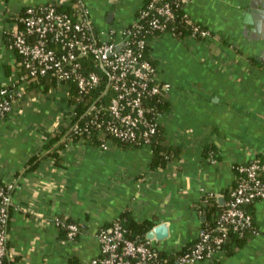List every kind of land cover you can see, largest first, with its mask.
Wrapping results in <instances>:
<instances>
[{
  "label": "crops",
  "instance_id": "crops-1",
  "mask_svg": "<svg viewBox=\"0 0 264 264\" xmlns=\"http://www.w3.org/2000/svg\"><path fill=\"white\" fill-rule=\"evenodd\" d=\"M96 29L134 17L145 0H82ZM254 0H189L184 12L209 29L197 41L158 36L150 46L157 77L170 85V111L160 118L165 141L180 148L177 160L150 169L148 146L101 150L85 139L66 141L60 164L42 156L50 136L64 132L67 86L30 81L12 111L0 118V178L13 181L7 224V264H89L100 254L96 232L123 212L142 222L166 223L168 237L154 243L165 257L196 240L204 196L223 197L234 183L233 165L264 157V63L244 13ZM67 0H0V86L14 78L17 55L3 34L27 6ZM262 60L259 67L252 58ZM64 138V137H63ZM217 150L216 163L202 155ZM224 201V200H223ZM223 204V203H222ZM257 233L230 255L194 264H264V199L248 207ZM80 224L66 240L55 218ZM153 225V226H154Z\"/></svg>",
  "mask_w": 264,
  "mask_h": 264
},
{
  "label": "built area",
  "instance_id": "built-area-1",
  "mask_svg": "<svg viewBox=\"0 0 264 264\" xmlns=\"http://www.w3.org/2000/svg\"><path fill=\"white\" fill-rule=\"evenodd\" d=\"M189 0H147L134 17L96 29L82 0H75L74 11L63 12L53 3H42L22 9L12 28L3 30L17 55L14 78L0 86V118L12 111L14 103L25 94L30 81H53L67 86L69 110L64 128L71 138H89L93 130L120 141L147 146L163 113L148 107L152 99L166 97L170 85L157 77L152 57L145 54L146 45L158 36L168 35L197 41L211 36L209 29L193 21L184 12ZM176 9L182 13L178 15ZM189 28L183 35L176 27ZM70 86L76 95L69 98ZM70 99V102H69ZM106 140L98 147L106 150ZM214 152L208 155L216 163ZM235 186L223 208L213 215L212 223L202 224L189 250L174 256V264L213 261L222 252L229 230L243 235L252 227V217L245 205L264 199V159L255 156L233 165ZM15 184L0 178V264L7 255V224L10 195ZM54 223L65 229V239L74 240L80 224ZM126 230L117 222L98 229L96 238L100 254L89 264H173L160 256L157 239L135 241L125 237ZM252 234L257 230L252 229ZM174 253V252H173Z\"/></svg>",
  "mask_w": 264,
  "mask_h": 264
},
{
  "label": "trees",
  "instance_id": "trees-1",
  "mask_svg": "<svg viewBox=\"0 0 264 264\" xmlns=\"http://www.w3.org/2000/svg\"><path fill=\"white\" fill-rule=\"evenodd\" d=\"M74 2L75 0H67L65 4L55 3L54 5L56 9L59 11L69 12V11H74V8H73ZM176 12L178 13V15L182 13L179 9H176ZM176 27L182 31L183 35H186L187 33L190 32L189 28H186V27L183 28L181 26L179 27V22L176 23ZM8 42L9 40H7V43ZM150 46H151V42H149L146 45V48L144 50L145 54L147 55H149ZM252 62L259 67L263 66L262 60L260 59L257 60L255 57L252 58ZM48 83L53 84V81L51 82L48 81ZM74 95L76 94L73 91V87L70 86L69 98H71ZM69 102H70V99H69ZM147 104H148V107H152L155 110L163 114H167L170 111L169 101L164 97H160L158 99L156 98L152 99L151 101H148ZM66 135H68V133L64 131L60 133H55L52 136H50L48 141L43 145V151H42L43 155L38 154L32 157V159L29 162V168L33 169L34 167H36L38 165V162L41 160L42 156H49L55 165L60 164L59 153L63 149L67 141V138H65ZM78 139L80 138H76V137L71 138V140L73 141L78 140ZM82 139H85L88 142V144H92L95 146H98V144L103 140H106L107 142H109L110 146L114 145V146H119L122 148H126V147L139 148L143 146L141 143L120 141L117 138H113L109 136H105V138H100V134L96 130L92 131V134L89 138H82ZM147 146L150 148V151L152 154V159L149 163L150 169L165 168L168 163L178 159L180 155V151H181L179 147H175V146H172L166 143L165 136L162 132V128L160 125L157 127L155 134L151 136ZM210 152H214V154H216L215 157L217 159V150L216 148H214V145L212 144L204 145V147L202 148V155L203 157H205V159H208V155L210 154ZM260 158L262 160L264 159V157H260ZM234 186H235V180H234L232 187L229 190L226 189L223 191L224 200H227L230 194V191L234 188ZM251 204L252 203H249L244 206L247 211H248V207ZM194 208H195V211H197L203 216L202 224H205V223L213 222V215L216 212L220 211L223 208V205L222 204L220 205L215 197H209L208 195H204L198 201V203L194 206ZM66 219H67L66 220L67 222H74L68 217ZM113 222H117L118 224H120L122 227L125 228L126 230L125 237H127L128 239L135 240V241H143L145 239L146 232L150 230L154 225V222L152 220H144L142 222H138L133 218L132 214L129 211H125L119 217L115 218L112 222H110L109 224L103 225L101 228H104L112 224ZM59 229L61 230L62 235L65 237V233H66L65 229L63 228H59ZM252 229L254 231L257 230V227L254 225L253 221H252V227L250 229L244 230L242 236H240L237 231L229 230L224 243L221 245L222 251H224L226 255H230L233 251H235L236 248L240 247L250 235H252L251 233ZM78 234L79 233H77V235ZM195 241L190 242L189 244H186L180 247L174 253L167 255L166 257H165L164 252H161L160 256L166 261L174 264L175 262L174 256L176 254H180L186 250H189L192 247V245L195 243ZM213 261H216V260L214 259ZM4 262L5 264H7L6 259L4 260Z\"/></svg>",
  "mask_w": 264,
  "mask_h": 264
},
{
  "label": "water",
  "instance_id": "water-1",
  "mask_svg": "<svg viewBox=\"0 0 264 264\" xmlns=\"http://www.w3.org/2000/svg\"><path fill=\"white\" fill-rule=\"evenodd\" d=\"M243 22L249 26V31L253 33L255 41L262 45L261 54L258 58L264 63V0L251 1L244 13ZM224 198L219 196L217 201L221 205ZM168 225L164 222L154 225L145 234V238L163 240L168 237Z\"/></svg>",
  "mask_w": 264,
  "mask_h": 264
}]
</instances>
